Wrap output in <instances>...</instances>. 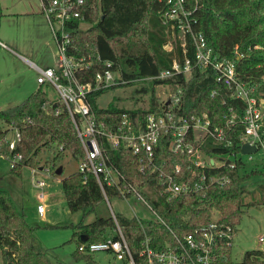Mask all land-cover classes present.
<instances>
[{
  "label": "trees",
  "instance_id": "trees-1",
  "mask_svg": "<svg viewBox=\"0 0 264 264\" xmlns=\"http://www.w3.org/2000/svg\"><path fill=\"white\" fill-rule=\"evenodd\" d=\"M186 1L192 11L193 29L204 34L208 45L220 59L235 63L239 80L247 86L252 97L258 102L264 99V0ZM85 2L83 13L86 25L77 21L73 29L76 49H72V54L77 58L85 57L91 63L79 75L80 80L93 82L98 73L106 70V63L110 62L112 69H119L121 78L127 80L128 84L139 78L152 81L148 109L112 105L101 107L97 100L107 89L92 91L89 99L99 119L108 122L109 128L120 123L123 113H128L136 125L144 122L149 112L158 111L159 102L154 91L159 84H164L173 92L181 90L184 113L206 112L211 126L228 128V137L232 140L230 146H225L207 136L200 144L209 156L230 154L235 167L208 166L206 169L209 176L230 175L229 182L212 184L206 197L181 194L171 199L161 191L158 175H146L140 170L137 155L128 149H112L108 143L104 144L106 154L128 180L138 183L140 187L144 183L150 185L152 190L144 192V195L164 220L116 214L135 262L148 264L146 258L141 256L146 236L150 237V245L154 249L163 250L167 243L176 241L175 235L182 237L196 227L209 223L215 211L220 224L236 226L246 206L264 205V180H252L260 171L252 169L242 173L246 163L239 153L244 125L239 119L227 125L232 115L231 109L241 116L247 103L235 97L232 87L217 81L212 68L201 71L193 67L195 46L191 36H186L184 51L180 31L164 21L156 0ZM171 39L172 47L166 49ZM186 57L191 60L189 75L180 72L170 78L156 79L161 71L171 69L174 61L183 68ZM141 91H145V88ZM58 104L41 87L17 105L0 110V121L18 127L22 133V143L17 150L21 151L23 158L16 167L11 168L13 174L22 176L25 166L37 167L38 156L43 149L54 153L53 162L64 152H70L77 161L85 158L71 116L67 112L55 113ZM261 133L264 137V112ZM2 150L9 152L5 142ZM156 151L158 162L163 163L166 170L170 171L177 164L182 166L178 179L188 178L193 170L197 171L196 176L199 177L202 169L194 164L188 154L172 152L166 144L158 146ZM61 184L70 210L83 214V218L73 225V235L77 240L74 254L87 264H100L92 253L80 251L79 245L83 242H101L109 236L119 238L114 234L116 223L112 214L98 213V207L106 202L101 186L95 175L85 177L78 170L63 177ZM253 186L256 189H251ZM106 193L109 198L118 195L117 190L110 186H106ZM247 196H250V201H247ZM92 212L97 214L96 219L84 223V217ZM36 230L37 226L27 221L25 213L17 208L9 192L0 189L1 253L10 256L15 264H60L51 258L47 248L36 244ZM232 242L231 238L220 240L216 246L214 264H264V250L261 249L247 250L240 261H235ZM121 264H126V260Z\"/></svg>",
  "mask_w": 264,
  "mask_h": 264
},
{
  "label": "built area",
  "instance_id": "built-area-1",
  "mask_svg": "<svg viewBox=\"0 0 264 264\" xmlns=\"http://www.w3.org/2000/svg\"><path fill=\"white\" fill-rule=\"evenodd\" d=\"M156 1L164 21L180 31L184 51H186V36H191L195 46L193 67L201 71L212 68L217 81L232 87L235 97L247 103L246 110L241 116L231 109L232 115L228 118L227 125L234 124L238 119L244 125L239 156L242 157L243 154L242 144L248 142L258 147L254 153L246 154L249 159H253L259 149L264 150V137L261 133L263 112L260 102L249 94L247 86L239 80L235 63L229 59H220L219 55L214 53L208 45L204 34L193 29L192 11L186 0ZM40 4L56 44L57 63L56 66L45 68L34 64L38 71L37 81L44 87L54 88L58 93L55 98L48 94L51 100L59 103L55 113L67 112L71 116L85 152V158L79 161L78 171L85 177L89 174L95 175L106 199H109L106 186L113 187L118 192L117 196L126 200L131 197L140 198L155 213L154 219L164 221L144 195V192L152 190L150 185L144 183L145 180H143L145 185L140 187L138 183L128 180L106 154L105 143H108L112 149L124 148L137 155L140 170L146 175H158L161 191L168 199L181 194L206 197L212 184L231 180L228 174L209 176L206 172L208 166L230 165L235 167V161L231 159L230 154L212 157L207 155L200 146L207 136L225 146H230L232 140L228 137V128L212 127L206 112L184 113L181 90L173 92L168 88V95L158 101V111L149 112L144 122L137 125L131 121L128 113H123L120 123L111 128L108 122L99 119L93 111L89 99L90 93L101 88L109 89L115 85H126L128 81L121 78L119 69H112L110 62L106 63V70L98 73L93 82L80 80L79 75L89 68L91 63L86 61L85 57L77 58L72 54V49H76L73 29L77 21L86 25V17L83 13L85 0H40ZM0 47L7 48L8 46L0 39ZM191 67V60L188 57L185 59L183 68L177 61H174L172 68L161 71L156 79L170 78L180 72L189 75ZM146 80L150 79L139 78L133 82ZM44 90L48 93L47 89ZM1 134H3L2 138ZM4 142L8 147V153L2 150ZM21 143L20 129L0 121V156L9 161L11 168L16 167L23 158L21 151L17 150ZM163 144H166L172 152L188 154L194 164L202 169L199 177L196 176L197 171L193 170L188 178L178 179L182 172L180 164L170 171L166 170L164 164L157 160L156 149ZM25 167L30 168L35 186L43 189L46 181L35 177L40 167ZM44 194V191H41V200ZM37 209L39 214L43 215L45 204L40 202ZM111 214L116 223L114 234H117L119 238L113 239L109 236L101 242H83L79 245V250L85 253L109 251L121 260V263L126 260L128 264H137L118 223L117 213L112 211ZM236 228L237 225L220 224L218 216H214L209 223L196 227L194 231L182 237L175 235L176 241L167 243L163 250L154 249L150 245V237L146 236L141 256L146 258L148 264H214L216 246L223 238H231L233 244ZM259 240L264 244V236H261ZM255 249L264 250V246ZM0 264H15V261H12L10 256H4L0 251Z\"/></svg>",
  "mask_w": 264,
  "mask_h": 264
},
{
  "label": "rangeland",
  "instance_id": "rangeland-1",
  "mask_svg": "<svg viewBox=\"0 0 264 264\" xmlns=\"http://www.w3.org/2000/svg\"><path fill=\"white\" fill-rule=\"evenodd\" d=\"M3 2L5 8L4 14L0 16V38L34 60L37 58L32 53L37 50L45 60H48L49 50H46L45 43L52 44V39L46 19L34 20L31 16L14 14L20 11H32L33 4L40 12L39 0H3ZM22 2L28 6L22 5ZM172 41L171 39L165 46L166 49L172 47ZM40 87L47 89L50 97H57L58 93L54 88L44 87L37 82L33 70L23 59L7 49L0 48V110L17 105ZM142 88H145V91H141ZM168 88L164 84L156 87L154 94L158 97V101L168 95ZM151 95V80L136 81L107 89L97 102L101 107L112 105L119 108L148 109L151 104ZM260 108L264 112V99L260 101ZM53 156L54 153L47 149H43L38 156V166L41 169L37 170L35 177L46 181L43 189L35 186L29 167H25L22 176H18L10 171L9 161L0 156V189L7 190L17 208L25 213L27 221L37 226L36 244L47 248L54 261L60 264H87L84 259L76 258L74 254L77 249V240L73 235V225L83 218V214L81 211L70 210L61 184L63 177L78 170L79 161L70 152H64L55 162L52 161ZM242 157L246 161L242 173L258 169L260 173L254 175L252 180H264V150L259 149L253 159H249L246 154H242ZM59 166H62L64 170L60 175L56 173ZM251 189H256V186ZM41 191L45 193L42 200L40 199ZM250 200V196H247V201ZM40 202L45 204L43 215L39 214L37 209ZM112 211L127 217L136 216L144 219L156 217L155 213L138 197L126 200L119 196H112L106 199L104 205L98 207V213L102 215ZM217 214L215 211L214 216ZM96 215L95 212L87 214L84 217V223L93 221ZM261 236H264V205L246 206L236 228L232 248L233 259L240 261L247 250L264 246L259 240ZM91 255L100 264H121V260L109 251H97ZM126 264H128L127 261Z\"/></svg>",
  "mask_w": 264,
  "mask_h": 264
},
{
  "label": "crops",
  "instance_id": "crops-1",
  "mask_svg": "<svg viewBox=\"0 0 264 264\" xmlns=\"http://www.w3.org/2000/svg\"><path fill=\"white\" fill-rule=\"evenodd\" d=\"M25 2L27 3V1H25ZM32 3H35V2H32ZM0 4H1V8H2L1 15H3L4 14L3 11H4V8H5V4H4L3 0H0ZM22 5L28 6V5H25L24 2H22ZM39 5L41 6L40 0H39ZM33 7H34V9H32V11L31 10L20 11L18 13H14V14L31 16V17L34 18V20L35 19H43V18L46 19L45 15H44V13L42 11V8H40L41 11L39 12L37 9H35L34 4H33ZM40 21H42V20H40ZM46 21H47V19H46ZM47 24H48V27H49L48 21H47ZM49 30H50V27H49ZM50 33H51V30H50ZM51 39H52L51 40L52 44H51V42L50 43L49 42L45 43L46 50H49V59L48 60H45L43 58L42 54L41 55L39 54L40 52H38V50L37 51H33V53L30 51L32 53V55H34L37 58L36 60H34L33 58H30L29 56L25 55L24 53L19 52L17 49H14L13 46H11L10 44H8L7 42H5L2 39L1 40L3 42H5L8 47L7 48L6 47L5 48L4 47H0V48L7 49L10 52L14 53L16 56H19L21 59H23L29 65L30 69L33 70V73H34V75L36 76V79H37L38 71L34 67V64H36V65H38V66H40L42 68L50 67V66H56V63H57V55H56L57 48H56V44H55V42L53 40L52 33H51Z\"/></svg>",
  "mask_w": 264,
  "mask_h": 264
},
{
  "label": "water",
  "instance_id": "water-1",
  "mask_svg": "<svg viewBox=\"0 0 264 264\" xmlns=\"http://www.w3.org/2000/svg\"><path fill=\"white\" fill-rule=\"evenodd\" d=\"M257 145H250L248 142H245L242 144L241 146V152L243 154H249V153H254L256 150H257ZM213 162V161H212ZM63 172V167L62 166H59L57 169H56V173L58 175H60L61 173Z\"/></svg>",
  "mask_w": 264,
  "mask_h": 264
}]
</instances>
